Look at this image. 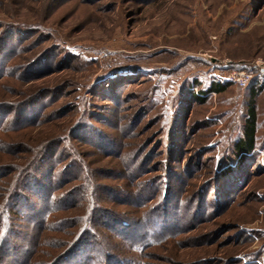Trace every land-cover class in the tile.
<instances>
[{
  "label": "rangeland",
  "instance_id": "1",
  "mask_svg": "<svg viewBox=\"0 0 264 264\" xmlns=\"http://www.w3.org/2000/svg\"><path fill=\"white\" fill-rule=\"evenodd\" d=\"M10 26L35 33L24 32V49L10 61L17 68L0 78V103L52 95L44 100L48 105L38 125L19 129L8 120L0 130V164L16 171L0 180L1 214L11 209L6 200L19 168L45 142L64 137L62 164L73 159L95 170L100 206L130 219L148 217L157 228L166 216L152 218L149 207L161 199L165 175L168 188L174 186L166 205L168 223L177 231L173 238L143 251L107 238L109 249L114 245L134 264H244L248 256L255 258L252 264H264V168L252 167V176L239 186L242 193L221 209L194 210L195 199H203L242 135L253 90L264 83V0H0V34ZM46 50L52 69L26 78L22 65ZM235 71L252 74L246 86L230 78ZM213 81L229 84L208 94L205 103L196 102L193 95ZM256 105L255 154L264 160V87ZM83 126L112 133L120 145L108 152L84 144L74 135ZM181 129L185 139L178 142ZM115 187L135 196L113 199L105 190ZM214 195L206 196L208 205ZM87 204L81 200L76 208L58 211L36 230L29 213L21 212L5 239L20 245L21 254L28 237L35 245L31 264H47L73 238L75 221L85 224Z\"/></svg>",
  "mask_w": 264,
  "mask_h": 264
},
{
  "label": "trees",
  "instance_id": "2",
  "mask_svg": "<svg viewBox=\"0 0 264 264\" xmlns=\"http://www.w3.org/2000/svg\"><path fill=\"white\" fill-rule=\"evenodd\" d=\"M24 32L26 34L27 32L30 34L35 33L32 28L26 26L18 28L10 26L1 32L0 78L11 74V69L17 68L16 66L12 67L10 61L16 52L21 53L24 49L21 47V44L28 38L27 35H24ZM11 33L13 34L12 36ZM6 53L11 54L8 55ZM53 63L51 51L46 50L36 55L25 65H22V71L25 73L26 78H32L38 74H45L50 71L54 65ZM196 84L200 85V83ZM228 84L226 81H213L206 89L202 88L197 94H194L193 98L196 102L205 103L208 94L221 93L228 87ZM263 87L264 83L253 90L248 104V112L243 125L242 135L230 147V154L223 157L218 166L220 169L217 168L214 180L204 190L203 199H195L197 206L194 207V210H198L199 214L206 213V211L210 210V207H214V211H217L230 198L236 199L243 189L239 186L248 181L252 167L254 169L264 168V160L258 159L255 154V149L258 147L256 97ZM50 95H52L51 92L40 96H35L34 94L11 106H7L1 102L0 130L5 128L8 120L12 124L10 126L19 129L38 125L44 120V107L48 105L44 103V100ZM111 97L114 99L116 94L112 93ZM8 110L14 111L12 117L8 118ZM183 134L184 131L181 129L177 135L178 142L185 139ZM74 135H76L77 139L84 141V144L100 147L108 152L116 150L121 141L112 133L101 131L97 127L83 126L77 128ZM61 138L45 142L37 153L30 158L27 165L20 167L17 173H15L16 178L10 186V193L6 200L7 206L9 205L12 211L10 209L9 211L2 212V214L0 213V264H5L6 260H8L9 264H31L33 247L35 245H31L27 241L28 237L24 238L25 241L22 246L26 248L21 254L19 253L22 250L20 245L16 243L10 244L5 239V234L12 228V220L21 218V212L27 215L29 213V220L32 221L35 230L42 229L47 223L51 222V219L58 211L76 208L80 205L81 200H87L88 202V213L85 218V224L76 225L75 221V225H73L75 226L73 228V238L67 241L64 249L56 254L47 264H134L128 257H123L122 254L117 253L113 249L114 245L118 246L121 241L126 247L143 251L150 246L160 245L177 234V231L169 224L170 222L168 223L170 217L168 213L169 209L166 205H168V196L172 194L174 189V186H172V192L171 190L169 191L171 189L168 188L169 175H165V186L161 199L157 205H153L154 208L149 207L150 210H148V212L153 214L152 218L160 213L166 216L160 219L159 225L156 228L155 225L148 221V217H145L141 221L134 218L130 219L119 211L100 206L98 204L99 196H96V193L93 191V173L95 170H90L85 163H80V161L73 159L68 164H62L64 160L63 153L65 151L63 152L60 146L66 139L64 137ZM211 150L207 149L206 153L211 152ZM9 167L7 164H0V180L7 177L12 171H15L13 169L10 172ZM83 172L85 175L82 177ZM168 174H171V172ZM77 180L83 182L81 186L78 183L73 184ZM96 188L101 189L102 186H96ZM105 192H112L111 198L114 199L115 194L123 202L130 200L132 195L135 196V193H130L117 187L107 189ZM211 193L215 195L211 204L208 205L206 199ZM139 195L141 196L142 193H139ZM141 202L142 200H138L137 204ZM97 210L101 211V213H95ZM197 215L193 212L192 219H195ZM3 220L6 222V225ZM62 220V222H65V219ZM71 220L74 221L73 218ZM186 223L188 224V222ZM142 225L144 226L142 227ZM104 233H106V236H104ZM107 238L111 240L118 239L111 249L106 246V244L109 245L108 240H106ZM18 247L21 249L20 251H18ZM235 259L232 258L230 261ZM248 259V261H244V264H252L255 258H249L248 256Z\"/></svg>",
  "mask_w": 264,
  "mask_h": 264
},
{
  "label": "built area",
  "instance_id": "3",
  "mask_svg": "<svg viewBox=\"0 0 264 264\" xmlns=\"http://www.w3.org/2000/svg\"><path fill=\"white\" fill-rule=\"evenodd\" d=\"M230 78L240 86H246L252 78V74L246 71H235Z\"/></svg>",
  "mask_w": 264,
  "mask_h": 264
}]
</instances>
